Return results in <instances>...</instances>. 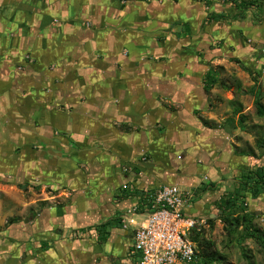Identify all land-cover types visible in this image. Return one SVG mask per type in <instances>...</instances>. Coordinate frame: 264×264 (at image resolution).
I'll list each match as a JSON object with an SVG mask.
<instances>
[{
	"label": "crops",
	"instance_id": "0c3cea01",
	"mask_svg": "<svg viewBox=\"0 0 264 264\" xmlns=\"http://www.w3.org/2000/svg\"><path fill=\"white\" fill-rule=\"evenodd\" d=\"M236 2L0 0V264H124L130 233L95 228L132 201L123 183L247 170L211 100L216 66L264 60V0Z\"/></svg>",
	"mask_w": 264,
	"mask_h": 264
},
{
	"label": "rangeland",
	"instance_id": "374dc122",
	"mask_svg": "<svg viewBox=\"0 0 264 264\" xmlns=\"http://www.w3.org/2000/svg\"><path fill=\"white\" fill-rule=\"evenodd\" d=\"M264 56V52H261L260 56ZM259 56V55H258ZM256 76L255 74L245 73L239 66L227 65V66H216V72L218 73L217 82L225 84V86H216V90H214L212 95V103L214 104L213 112L214 115L218 117L221 121L226 119L227 122L229 120L230 124H236L238 126L239 115L234 114L232 112L233 106L230 103L232 99H238L241 103V113L245 117L244 122L241 124L240 129H236V134L232 136V141L239 147L240 150L253 152L252 158H244L246 160V164L244 166L248 168H255L258 165L264 164V154H262V150L258 148L257 142L261 139L264 142V115L261 116L257 113L255 107V93H247L243 91L244 89L254 85V90L256 91L258 87H264V60L259 62V66H257ZM261 102L264 104V97ZM170 165V162L168 163ZM130 165L121 166L122 172L124 169H128L130 172L132 171ZM126 171V170H124ZM207 179L209 178L205 175ZM204 174L201 178H195L196 180L191 181L189 184H177V181H168L160 178V181L164 184L172 183L178 186H186L196 191L195 198L193 202H198V207H194V203H191V206L188 208V213L195 218H202L205 223L201 227L203 232V238L206 240H210L214 243V249L218 252V255L222 256V260L220 263L216 264H264V249L260 242L255 238H246L241 240V230L242 226L238 228L236 234H230L227 231V228L218 218V209L216 202L225 191L232 189L235 180H237L236 176H231L228 182H216L217 186L212 190L199 191L201 187H205L206 184L211 182L210 180H205ZM227 177V176H225ZM238 177V176H237ZM236 178V179H234ZM5 179V178H3ZM211 179V178H210ZM10 179H8L9 181ZM134 180V179H131ZM176 182V183H174ZM134 184V183H132ZM19 187L22 191L20 193L21 197L24 195V198L27 202L37 199H44L46 197L45 193H41L38 187L34 188V193H28L29 187H31L30 183L20 182ZM136 185V184H135ZM222 185V186H221ZM222 187H224L222 189ZM38 191V192H37ZM120 193V192H119ZM118 193V194H119ZM213 194V195H211ZM61 194H59L60 196ZM64 197V196H63ZM246 211L256 212L257 215L253 218V224L263 232L264 234V194L259 199H252L249 194H246ZM39 203V204H38ZM201 203V204H200ZM41 204V205H40ZM45 202L38 201L36 209ZM200 205V206H199ZM204 205V207H203ZM22 206L24 209L23 217H28L31 210L34 211L32 207L30 211H28V207L26 208ZM203 207L206 210V214H202ZM118 211H122V209H118ZM244 210L239 208V212L242 213ZM118 212V213H119ZM117 213V212H116ZM210 214L211 218H214L213 225L207 222V214ZM117 215V214H116ZM86 233V232H85ZM82 237L85 238V236ZM73 238H75L73 236ZM96 248H103L104 245L95 244ZM122 248V252L126 250V247L119 246ZM243 252H245L249 257L245 258L243 256ZM128 262V261H127ZM125 262L124 264H126Z\"/></svg>",
	"mask_w": 264,
	"mask_h": 264
},
{
	"label": "built area",
	"instance_id": "2783aa9c",
	"mask_svg": "<svg viewBox=\"0 0 264 264\" xmlns=\"http://www.w3.org/2000/svg\"><path fill=\"white\" fill-rule=\"evenodd\" d=\"M120 193L132 200L115 215L121 229L130 233L126 264H190L198 259L190 234L205 221L187 211L196 195L194 189L172 183L159 187L123 183Z\"/></svg>",
	"mask_w": 264,
	"mask_h": 264
},
{
	"label": "trees",
	"instance_id": "16d2710c",
	"mask_svg": "<svg viewBox=\"0 0 264 264\" xmlns=\"http://www.w3.org/2000/svg\"><path fill=\"white\" fill-rule=\"evenodd\" d=\"M126 1V0H122ZM206 2H211L212 0H204ZM232 3H237L236 0H231ZM238 4L241 5V7H247L249 4L244 1H240ZM242 11V10H241ZM240 11V12H241ZM214 82L208 86H204V92L207 94L209 89L213 86ZM220 86H225V84L220 83ZM254 85L250 87L249 91L250 93H255V107L256 111L259 115H264V104L261 102L262 98L264 97V87L260 86L257 88V90H254ZM230 103L233 106V113L239 115V122L242 124L245 120V117L241 113L242 107L241 103L237 100H232ZM205 124H208L207 121L203 120ZM209 126V125H208ZM263 139L259 140L257 142L258 148L262 150V154H264V142ZM236 151V150H235ZM248 151H240L237 152L239 154H246ZM253 155V152H249ZM200 163L197 166V170H201ZM83 179L87 178L88 180H95L98 178L99 175H94V173L88 172L84 174ZM178 182L177 184H189L191 181L196 180L194 177H186V176H179L177 178ZM20 187L22 185H19ZM217 186L215 181H211L208 184L205 185V187H201L199 191H205V190H214ZM121 190V186L119 188ZM122 192V191H121ZM125 193V192H122ZM246 194H249L251 198H256L260 194H264V164L258 165L255 168H249L248 170H245L241 173V175L235 180L234 185L232 189L225 191L217 200L216 205L218 209V218L221 220V222L224 224V226L227 228L228 233L230 234H236L238 231V228L242 226L241 233V240H244L246 238H255L260 242L264 249V234L259 229V227L255 226L253 224V218L256 214V212L246 211ZM204 207V205H203ZM201 208L203 210L202 214H206V210ZM239 208H242L244 211L242 213L239 212ZM211 213L207 214V222L211 225L214 223V218L210 217ZM264 215V214H263ZM17 218H9L7 221V224H11L13 222H16ZM121 228V225L118 221V218L116 216L106 220L105 222L99 224L96 228V231L98 234H100L101 239L105 240L107 235L110 234L112 228ZM203 232L202 229L197 231L196 229L193 230V232L190 234L191 240H193L198 248V259L194 263L190 264H216L220 263L222 260V256L218 255V252L214 249V243L210 240H206L203 238ZM130 251V249H129ZM243 256L245 258H248L249 256L243 252Z\"/></svg>",
	"mask_w": 264,
	"mask_h": 264
}]
</instances>
